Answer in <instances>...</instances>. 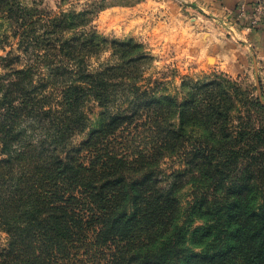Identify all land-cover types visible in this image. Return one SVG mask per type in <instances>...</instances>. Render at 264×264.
<instances>
[{
	"label": "trees",
	"instance_id": "1",
	"mask_svg": "<svg viewBox=\"0 0 264 264\" xmlns=\"http://www.w3.org/2000/svg\"><path fill=\"white\" fill-rule=\"evenodd\" d=\"M20 9L0 0L12 18H22ZM82 15L30 16L21 25L42 20L48 34L61 31L46 54L69 58L72 47L84 55L94 46L65 36ZM34 68L0 75V221L11 222L13 239L0 264H264L262 97L229 81L194 82L181 107L158 98L146 145L133 141L145 125H133L124 106L102 111L98 128L75 142L90 126L87 102L111 108L107 72L83 67L69 72L75 78H53V104ZM169 155L180 167L167 174Z\"/></svg>",
	"mask_w": 264,
	"mask_h": 264
},
{
	"label": "rangeland",
	"instance_id": "2",
	"mask_svg": "<svg viewBox=\"0 0 264 264\" xmlns=\"http://www.w3.org/2000/svg\"><path fill=\"white\" fill-rule=\"evenodd\" d=\"M16 3L21 8L22 18H12L7 12H0V75L10 69L35 65V78L49 83L45 95L53 97V104L57 103L59 97L52 79L66 76L75 78L69 72L83 67L85 71L93 73L106 71V80L110 88L115 89L116 96L110 104L111 108H105L97 99L84 105L82 109L87 114L90 126L74 135L75 142H82L92 129L98 128L102 111H113L124 106L134 116L131 119L133 125L138 122L145 125V128L133 131V141L140 147L146 145L150 138L146 127L154 111H158V98H172L181 107L190 98L194 82L206 83L218 79L227 86L226 81H229L240 92L254 97L258 95L264 100V56L260 55L261 51L253 46L246 48L247 61L239 74H230L219 68L215 55L225 47L220 49L215 46L219 34L211 35V40L208 38L210 34L206 26H203L202 20H197L198 16L202 17L199 9L195 10V15H189L188 18L194 19L187 26L185 23H169L164 29H158V0H16ZM24 8L28 12L24 13ZM253 8L252 5L250 9L248 7L242 16L250 20ZM78 13L83 15L74 22L80 27L69 29L65 36L86 37L94 42V46L84 51V55L81 51H74V47L69 52V58L47 55L48 43L58 45L61 31L48 34L47 25L42 20L28 27L21 25L24 17L27 20L30 16L53 19L63 14ZM212 22L211 30L218 29L220 23L213 19ZM48 26L53 29V26ZM224 28L221 27L220 32L228 31L230 37L235 35L229 28ZM120 43H126L122 54ZM2 58H12L10 63L13 67H5L8 62ZM104 86L105 82L102 88ZM123 94L127 95L125 101ZM236 104L237 108L246 109L240 102ZM135 111L140 113L136 114ZM179 114L180 110H176L173 118L176 126L180 122ZM125 127L129 130L128 125ZM5 157L0 154V159ZM162 166L167 174L180 167L170 155ZM189 186L181 192L184 199ZM4 223L0 221V253L13 240L8 230H12L11 222Z\"/></svg>",
	"mask_w": 264,
	"mask_h": 264
},
{
	"label": "crops",
	"instance_id": "3",
	"mask_svg": "<svg viewBox=\"0 0 264 264\" xmlns=\"http://www.w3.org/2000/svg\"><path fill=\"white\" fill-rule=\"evenodd\" d=\"M253 2V0H158V29H164L170 24L184 23L193 20L195 10L199 9L197 20H202L203 26L207 28L210 36L219 34L215 46L225 47L215 55L218 61V67L230 74H239L247 61L246 48L253 46L264 56V28L261 26L253 27L247 16L240 13V4L243 2ZM252 3L248 4L250 9ZM196 19V18H195ZM212 19L220 23L219 28L211 30ZM225 26V28L223 26ZM229 28L235 33L234 38L227 35V32H220L221 27ZM228 48V50H227ZM251 49V48H250Z\"/></svg>",
	"mask_w": 264,
	"mask_h": 264
},
{
	"label": "built area",
	"instance_id": "4",
	"mask_svg": "<svg viewBox=\"0 0 264 264\" xmlns=\"http://www.w3.org/2000/svg\"><path fill=\"white\" fill-rule=\"evenodd\" d=\"M252 3L253 12L250 15V24L253 27L261 26L264 28V0H253V2H243L240 4V13H245L248 10V4Z\"/></svg>",
	"mask_w": 264,
	"mask_h": 264
}]
</instances>
